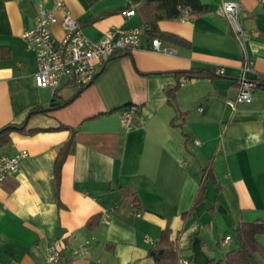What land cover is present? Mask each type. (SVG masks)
Returning <instances> with one entry per match:
<instances>
[{
    "label": "crops",
    "instance_id": "crops-1",
    "mask_svg": "<svg viewBox=\"0 0 264 264\" xmlns=\"http://www.w3.org/2000/svg\"><path fill=\"white\" fill-rule=\"evenodd\" d=\"M63 1L94 42L112 27L149 26L156 13L147 0ZM224 1L202 0L206 12L157 20L159 31L177 37L162 38L175 53L150 50L145 30L140 48L112 57L83 89L65 82L53 92L36 85V53L22 37L53 0H0V129L21 128L0 156L28 153L0 183V264H50L56 243L62 264H158L152 253L167 228L180 261L215 264L239 248L243 223L264 220V88L235 109L227 104L246 60L247 77L264 76V0H229L243 6L245 41L217 13ZM54 32L63 34L59 25ZM202 68L224 72L176 73ZM61 124L77 132L58 182L56 161L71 134ZM257 239L264 247V234ZM257 260L264 264V254Z\"/></svg>",
    "mask_w": 264,
    "mask_h": 264
},
{
    "label": "built area",
    "instance_id": "built-area-1",
    "mask_svg": "<svg viewBox=\"0 0 264 264\" xmlns=\"http://www.w3.org/2000/svg\"><path fill=\"white\" fill-rule=\"evenodd\" d=\"M135 12V9H130L124 14L132 16ZM217 13L230 21L238 39L245 41L247 33L240 21V17L245 15L242 4L225 0L217 8ZM189 16V10H185L183 18H189ZM55 25H59L63 30L61 36L55 34ZM147 29L148 26L130 29L112 27L106 31L100 41L94 42L85 35L82 25L68 9L66 3L63 0H53L52 9H46L40 5L35 25L24 31L22 37L36 53L37 71L34 74L36 85L56 92L65 82L79 88L90 84L112 57L121 51H133L140 48L142 33ZM252 34L257 35L258 33ZM149 49L163 54L175 53V48L164 43V40L158 36L152 37ZM250 71H253V61L246 60L242 74L238 77L239 92L235 99L227 100V104L232 109H235L239 103L253 100V91L258 87V82L246 76V73ZM223 72L222 69L217 71V73ZM123 113L125 122L131 125L136 109L129 106ZM200 142V139H195L196 144ZM27 154L26 150H22L13 155L0 156V183L8 174L19 171L20 161ZM231 240L232 237L228 235L222 243L227 244ZM63 249L64 246L61 243L53 244L49 248L48 261L50 264H62ZM180 262L189 264L188 261Z\"/></svg>",
    "mask_w": 264,
    "mask_h": 264
},
{
    "label": "trees",
    "instance_id": "trees-1",
    "mask_svg": "<svg viewBox=\"0 0 264 264\" xmlns=\"http://www.w3.org/2000/svg\"><path fill=\"white\" fill-rule=\"evenodd\" d=\"M148 4L152 5L154 8L155 18L149 23L147 32L153 37L158 36L164 38L168 41H176L177 37L166 32H161L157 27V20L161 18H179L182 14V10H189L190 14H199L206 12L208 6L202 2V0H147ZM177 74H182L189 78L201 77V76H212L217 73L214 70L202 68V69H189L185 71H176ZM258 82V87L264 88V76L256 78ZM85 87V86H83ZM80 87V90L83 89ZM169 100L173 102L175 100V90L169 91ZM76 96V95H75ZM75 96L68 99L67 101L61 102L58 105H52L50 108L44 107H34L31 109L27 115L30 117L33 114L45 112L51 108L62 106L70 102ZM61 128L69 129L71 134L70 138L61 147L56 161V174L58 177V182L60 179V172L62 165L70 152V146L73 142L74 136L76 134V129L64 124L60 125ZM14 129H21L17 125H6L0 129V147L10 140V133ZM204 193V185L200 187L198 192L196 203L202 200ZM132 203L138 209L141 205L138 198L134 195ZM258 234H264V220H256L253 222H245L237 230L238 239L240 246L237 250L229 252L225 259L216 262L215 264H259L257 260V254H264V247L259 243L257 239ZM163 250L161 253L160 251ZM158 259V264H181L179 252L175 247L174 243L170 240V230L167 228L162 232L161 239L159 241V249L152 253Z\"/></svg>",
    "mask_w": 264,
    "mask_h": 264
},
{
    "label": "water",
    "instance_id": "water-1",
    "mask_svg": "<svg viewBox=\"0 0 264 264\" xmlns=\"http://www.w3.org/2000/svg\"><path fill=\"white\" fill-rule=\"evenodd\" d=\"M61 230H58L57 233L59 234ZM161 253L163 252V250L160 251Z\"/></svg>",
    "mask_w": 264,
    "mask_h": 264
}]
</instances>
